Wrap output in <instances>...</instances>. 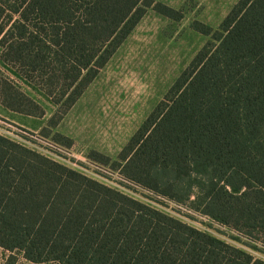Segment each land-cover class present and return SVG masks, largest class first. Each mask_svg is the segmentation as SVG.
<instances>
[{"label": "trees", "instance_id": "trees-1", "mask_svg": "<svg viewBox=\"0 0 264 264\" xmlns=\"http://www.w3.org/2000/svg\"><path fill=\"white\" fill-rule=\"evenodd\" d=\"M157 0H0V60L56 107L49 136ZM115 161L134 186L260 242L264 253V0H239ZM9 83V82H8ZM8 110L44 112L10 83ZM59 143L70 146L60 135ZM0 249L15 264H264L242 249L0 137Z\"/></svg>", "mask_w": 264, "mask_h": 264}, {"label": "rangeland", "instance_id": "rangeland-1", "mask_svg": "<svg viewBox=\"0 0 264 264\" xmlns=\"http://www.w3.org/2000/svg\"><path fill=\"white\" fill-rule=\"evenodd\" d=\"M238 1L157 0L158 3L180 14L179 21L169 20L151 9L147 10L145 16L107 67V70L110 71L109 82H107L109 89H112L114 94L126 93L127 100L125 103L128 106L133 104L136 106L137 112L135 110L129 114V118H131L129 128L131 131L141 126V123L163 99L195 55L210 40L209 37L193 29L195 24L216 31ZM3 64H0V90L10 86L9 83L17 89L15 86L18 85H14V81H19L14 73L20 75L11 67ZM103 76L102 74L101 77ZM23 91H26V89L23 88ZM10 128L12 131L20 130L4 123L0 124V137L77 175L176 218L199 232L242 249L264 262V253L260 252L263 248L260 242L250 241L237 232L214 223L196 212H192L188 205H177L172 201L158 198L156 195L134 186L119 174L117 167L104 166L98 163L100 161L85 160L92 152H89L88 156L82 154L81 149L75 147L70 140H67L71 142L69 147L65 146L64 143H59L54 137L57 135L56 132V134L54 132L50 133L47 137L50 141L52 140V143L55 142L64 146L66 151L63 153L50 149L44 143L30 145L26 140L24 142L18 141L7 133L8 130H11ZM253 247L260 251L255 250ZM9 255L8 252L0 249V264H3ZM12 255L16 258L15 264H33L26 261L21 254L13 253ZM40 264L57 263L46 262Z\"/></svg>", "mask_w": 264, "mask_h": 264}, {"label": "crops", "instance_id": "crops-1", "mask_svg": "<svg viewBox=\"0 0 264 264\" xmlns=\"http://www.w3.org/2000/svg\"><path fill=\"white\" fill-rule=\"evenodd\" d=\"M115 54L56 128L50 131V133H57V135L70 140L86 156L89 152H93L109 158L111 161L118 157L140 127L132 131L129 128L131 119L129 114L135 110L137 112L135 104L128 106L125 103L126 93L114 94L112 89H109L107 82H109L110 71L107 70V67ZM0 64H2L1 60ZM14 74L19 81H14V85H18L15 87L41 107L44 115L37 118L12 112L2 105L0 99V124L4 123L28 133L40 134L47 127L49 119L55 114L56 107L43 92L16 73ZM102 74L103 77H101ZM23 88L26 91H23ZM85 160L92 161L89 156Z\"/></svg>", "mask_w": 264, "mask_h": 264}, {"label": "built area", "instance_id": "built-area-1", "mask_svg": "<svg viewBox=\"0 0 264 264\" xmlns=\"http://www.w3.org/2000/svg\"><path fill=\"white\" fill-rule=\"evenodd\" d=\"M11 129V128H10ZM9 135L13 136L15 139H17L18 141H25L32 145L34 143H44L47 147H49L50 149H54L59 153H63L65 152V147L62 146L61 144H56L55 142H51L48 137H44L42 135H38V134H31L25 131H21V130H8L7 132ZM55 143V144H54ZM92 162V161H91ZM103 168V167H102Z\"/></svg>", "mask_w": 264, "mask_h": 264}]
</instances>
